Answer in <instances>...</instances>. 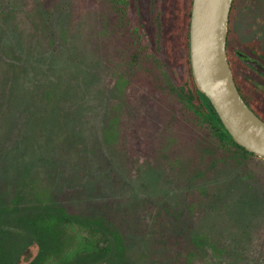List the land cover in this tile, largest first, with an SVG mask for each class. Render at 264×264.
Wrapping results in <instances>:
<instances>
[{"label": "rangeland", "instance_id": "374dc122", "mask_svg": "<svg viewBox=\"0 0 264 264\" xmlns=\"http://www.w3.org/2000/svg\"><path fill=\"white\" fill-rule=\"evenodd\" d=\"M122 10L0 0V201L104 217L131 264H264V161L177 102ZM231 26L264 63V0H237Z\"/></svg>", "mask_w": 264, "mask_h": 264}, {"label": "trees", "instance_id": "16d2710c", "mask_svg": "<svg viewBox=\"0 0 264 264\" xmlns=\"http://www.w3.org/2000/svg\"><path fill=\"white\" fill-rule=\"evenodd\" d=\"M121 4V13L127 25L137 27L139 35L144 32L151 45H154L152 53L159 56L165 65L169 75L168 90L177 102L193 112L221 146L257 157L234 141L211 101L195 83L190 57L192 6L189 7L184 25L179 24L178 13L167 9L166 12L162 10L161 25L141 27L136 18L134 21L127 19V10ZM236 4L237 0H234L230 15L228 56L233 39L231 24ZM234 41L239 52H242L241 48H248L249 51L260 49L256 42L242 45ZM260 56L264 61V51H260ZM229 62L241 96L264 121V89L254 83L256 79L263 83L264 77L235 52L233 57L229 56ZM21 202L17 199L9 206L0 201V264H21L23 261L26 264H131L126 256L124 235L120 230L111 228L104 217L73 214L62 206L43 201ZM34 246L36 252L31 254Z\"/></svg>", "mask_w": 264, "mask_h": 264}, {"label": "water", "instance_id": "95a60500", "mask_svg": "<svg viewBox=\"0 0 264 264\" xmlns=\"http://www.w3.org/2000/svg\"><path fill=\"white\" fill-rule=\"evenodd\" d=\"M234 0H194L190 31L191 68L198 89L216 109L234 141L264 160V121L241 96L228 58ZM245 63L264 77V66Z\"/></svg>", "mask_w": 264, "mask_h": 264}, {"label": "flooded vegetation", "instance_id": "af4514ba", "mask_svg": "<svg viewBox=\"0 0 264 264\" xmlns=\"http://www.w3.org/2000/svg\"><path fill=\"white\" fill-rule=\"evenodd\" d=\"M118 1H121L125 6V10H127V16H126L127 19L129 21H134V19L136 18V21L138 20L137 23L141 27L158 26L159 24L161 25L160 18H161L162 10L166 12L167 9H169V11H173L174 13L176 12V14L178 13L179 14L178 22L179 24L184 25L186 20L188 19L189 7L191 5L193 10V3H194V0H118ZM191 20H192V16H191ZM227 50H228V44H227ZM234 52L237 53L239 56H241L245 61L244 56L246 55L239 52L237 43L232 39L229 45V56L233 57ZM259 63L264 66V63L261 62ZM258 86L264 89V82Z\"/></svg>", "mask_w": 264, "mask_h": 264}]
</instances>
